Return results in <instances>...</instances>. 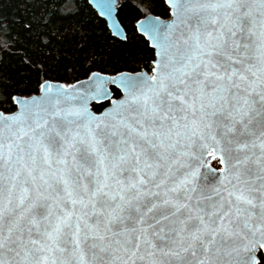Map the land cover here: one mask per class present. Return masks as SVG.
I'll use <instances>...</instances> for the list:
<instances>
[{
    "label": "snow or ice",
    "instance_id": "6c2138e0",
    "mask_svg": "<svg viewBox=\"0 0 264 264\" xmlns=\"http://www.w3.org/2000/svg\"><path fill=\"white\" fill-rule=\"evenodd\" d=\"M21 5L0 16V264H264V0Z\"/></svg>",
    "mask_w": 264,
    "mask_h": 264
},
{
    "label": "trees",
    "instance_id": "16d2710c",
    "mask_svg": "<svg viewBox=\"0 0 264 264\" xmlns=\"http://www.w3.org/2000/svg\"><path fill=\"white\" fill-rule=\"evenodd\" d=\"M23 11L24 9L21 5V0H0V16L6 17L7 19L5 23L13 25V27H15V25L13 24L14 19L19 18L23 14ZM155 13L163 16L164 15L163 6L156 8ZM136 15H138V13H136L131 7H125L119 13V19L129 34H131L133 31V19L134 16ZM97 27L99 29H103L105 32L108 31V29L105 27L104 19H101L97 22ZM121 47L123 46L116 45L114 51H118ZM106 53H107V49H105L103 53L98 52L97 55H101V54L106 55ZM8 59L10 60V62L14 63L12 58L9 57ZM119 67L121 68V70H125V71H129L133 69L140 70V68H136L135 66L124 67L123 65H119ZM144 67L147 68V65H144ZM20 72L23 74L25 78H28L29 80L34 79V75L27 69L20 68ZM82 78L83 77L81 76V79ZM61 81L65 82L63 80ZM68 82H73V81L69 79Z\"/></svg>",
    "mask_w": 264,
    "mask_h": 264
},
{
    "label": "water",
    "instance_id": "95a60500",
    "mask_svg": "<svg viewBox=\"0 0 264 264\" xmlns=\"http://www.w3.org/2000/svg\"><path fill=\"white\" fill-rule=\"evenodd\" d=\"M93 6H94V5H93ZM102 19H104V20L106 21V18H102ZM119 20H120V19H119ZM120 22H121V21H120ZM122 27H124L123 24H122ZM124 29H125V27H124ZM125 31H126V29H125ZM82 79H83V78H82ZM61 82H62V81H61ZM94 110H95V109H94ZM213 162H214V161H212V165L215 167V165L213 164Z\"/></svg>",
    "mask_w": 264,
    "mask_h": 264
},
{
    "label": "rangeland",
    "instance_id": "374dc122",
    "mask_svg": "<svg viewBox=\"0 0 264 264\" xmlns=\"http://www.w3.org/2000/svg\"><path fill=\"white\" fill-rule=\"evenodd\" d=\"M213 164L216 166V161H214Z\"/></svg>",
    "mask_w": 264,
    "mask_h": 264
}]
</instances>
